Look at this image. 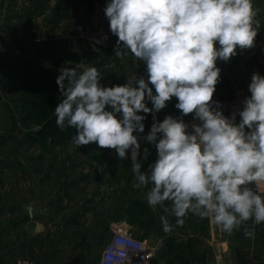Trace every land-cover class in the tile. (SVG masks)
<instances>
[{"label": "clouds", "instance_id": "1", "mask_svg": "<svg viewBox=\"0 0 264 264\" xmlns=\"http://www.w3.org/2000/svg\"><path fill=\"white\" fill-rule=\"evenodd\" d=\"M259 12L253 0H108L104 13L118 38L115 56L143 61L147 78L133 73L123 85L106 87L95 66L62 67L56 125L76 130L77 147L94 143L130 158L134 187L148 188L147 204L174 216L176 226L192 214L226 234L243 228L254 238L247 222L264 223V76L252 74L251 95L230 117L214 93L217 61L255 46ZM173 97L180 115L157 120ZM148 114L153 122L141 136ZM190 114L198 122H185ZM141 139L156 149L146 171L150 152ZM161 222L171 233L168 218Z\"/></svg>", "mask_w": 264, "mask_h": 264}, {"label": "rangeland", "instance_id": "2", "mask_svg": "<svg viewBox=\"0 0 264 264\" xmlns=\"http://www.w3.org/2000/svg\"><path fill=\"white\" fill-rule=\"evenodd\" d=\"M6 2L0 8V18L4 21L16 20L13 23L17 22V31L20 36L16 40L18 44L22 45L26 41V36L22 35L20 30L25 28L23 22L25 23V20L32 16L35 22V35L40 36V38L35 37V43H40L43 32H48L46 19L50 18L51 22L48 25L52 44L59 41L61 43L66 41V44L62 43L61 49H52L64 54L55 55V57L31 56L32 62L29 65L25 63L26 57L23 53L17 55L18 61L29 72L25 79L32 91L31 94L24 93L23 86L16 87L10 93L6 85L1 83L0 71V180L3 181V190H11V187L15 186L13 189L26 191V186L30 182L29 177L48 174L55 177L61 173L65 182L76 180L79 183L76 190L97 196L91 201L96 202L97 207L102 211L108 212L109 218L105 217L107 220H112L114 214L115 222L132 225V221H135L137 226H131L132 229L137 231L140 227L139 234H144L152 245H158L166 238L167 233L161 226L160 231L149 227L154 226L149 224V216L141 218L143 208L136 207L134 201L135 198L146 200L148 188L134 187L136 181L131 169L130 158L121 160L114 149H101L94 143L77 147L71 139L76 134L74 128L44 129L45 123L55 116L54 109L61 96V94L56 95L54 88L47 80H57L62 67H73L77 71H82L83 67L95 66L102 73L101 84L103 86L110 87L125 83L123 73L119 70L113 71L108 63L105 50L99 53L94 52L78 37L76 25L89 16L93 0H13L14 7L11 13L7 10L10 1L6 0ZM259 9L264 8L259 7ZM58 18H60L61 25L54 28L53 26L58 23ZM257 44L258 46L253 49V52L258 51L257 56H254V53L251 56L246 51L242 60L235 62L228 72V78L235 83L232 93L236 87H242L250 96L248 85L252 74L258 72L264 76V51L262 49L264 37L258 39ZM10 59L14 66L15 60ZM40 83L43 87H40ZM25 97L29 98V102L37 100V105L15 101L17 98ZM148 106L152 107L150 102ZM156 117L159 121L165 118L159 117L158 113ZM188 117L192 116H185L184 120ZM152 122L153 117L148 114L144 121L145 132L141 136L147 135ZM140 142L142 148L147 147L150 152L148 159L143 161L141 169L146 171L148 164L155 160L156 149L143 139ZM12 176L14 179L11 178ZM156 209L159 211L161 208ZM162 216H166L173 226L174 220L170 222V214ZM104 220L103 218L102 221ZM174 226H176L175 223ZM194 226L195 224L193 225L188 215L183 226L179 227L186 231ZM108 238L102 231L91 237L85 264H98L101 249ZM166 249L167 245H160L156 256L163 255ZM190 252L184 251V255H191Z\"/></svg>", "mask_w": 264, "mask_h": 264}, {"label": "crops", "instance_id": "3", "mask_svg": "<svg viewBox=\"0 0 264 264\" xmlns=\"http://www.w3.org/2000/svg\"><path fill=\"white\" fill-rule=\"evenodd\" d=\"M9 1L7 10L11 13L14 4L13 0ZM4 3H7L6 0H0V8ZM253 3L257 8H264V0H253ZM257 18L260 21V29L255 46L246 50L238 48L237 55L228 62L217 61L221 73L214 93L215 100L231 95L235 83L228 78V72L233 64L242 60L246 51L251 56L253 53L254 56L258 55V51L253 52V49L258 46L257 40L264 37V9H260ZM13 22L0 18V60L6 52L18 54L20 49H61L62 43L66 44V41L57 42V46L52 44L48 25L51 22L50 18L46 19L48 32H43L42 41L35 43L34 39L38 35L34 32L33 16L23 22L25 28H21L20 33L26 36V41L22 45L18 44L16 40L20 36L17 22ZM60 25L61 21L58 18V23L53 27L58 28ZM117 39L105 50L113 71H121L125 83L127 77L133 73L146 79V64L143 61H136L133 56L123 60L115 56ZM177 102L173 97L158 116L162 118L172 114L179 116L180 112L175 108ZM11 178L14 179V176ZM29 179L26 191L13 189L15 186L11 187V190H3V181L0 180V264H12L19 257H28L35 264H85L91 237L100 231L109 237L113 225L118 223L115 222V215H112V220H107L108 212L102 211L96 202L91 201L97 196L76 190L79 183L76 180L65 182L61 173L55 177L50 174L33 175ZM152 211L154 226L151 228L160 231L161 216L166 213H163L162 209L158 211L152 208ZM189 216L195 226L183 231V228L174 226L175 217L170 215V222L174 220L173 230L166 234V238L159 242L158 246H164L168 241L176 243L182 239L192 238L195 249L193 256L159 255L154 258L152 264H264V223L253 225L251 221L247 222L246 226L250 229L254 227L255 230L254 238H248L245 237L243 228L229 235L210 219H201L192 214ZM128 226L135 227L133 224Z\"/></svg>", "mask_w": 264, "mask_h": 264}, {"label": "built area", "instance_id": "4", "mask_svg": "<svg viewBox=\"0 0 264 264\" xmlns=\"http://www.w3.org/2000/svg\"><path fill=\"white\" fill-rule=\"evenodd\" d=\"M107 0H93L91 12L87 18H84L76 25L78 37L83 40L91 49L99 47L101 51L106 50L116 40L109 28L104 8ZM107 37V39H104ZM101 41L96 43V41ZM264 51V45L262 46ZM249 96L247 91L242 87H236L230 96L220 98L222 111L225 116H231L233 112L242 110V101ZM185 122H198L192 117L185 119ZM237 122L239 116L237 115ZM264 192V187L259 188ZM158 245L154 246L146 238L139 237L131 226L124 223H115L111 230V235L103 245L98 264H152ZM12 264H35L28 257H19Z\"/></svg>", "mask_w": 264, "mask_h": 264}, {"label": "trees", "instance_id": "5", "mask_svg": "<svg viewBox=\"0 0 264 264\" xmlns=\"http://www.w3.org/2000/svg\"><path fill=\"white\" fill-rule=\"evenodd\" d=\"M93 50V49H92ZM94 51V50H93ZM96 52V51H94ZM19 53H23V55L26 57V61L25 63L27 65L31 64V60L32 57L31 56H44V57H49V56H53L55 57V55L60 56L61 54H64L60 51L57 50H40V49H33V50H26V49H20ZM18 53V54H19ZM17 53H11V52H6V54L3 56L1 62H0V71H1V83L5 84L6 87L9 89L8 91L11 93L13 90L16 89V87L18 86H23L24 89V93L27 94H31V90L30 87L28 86V83H26V79L25 77L28 76L27 74L29 73L27 69L24 68L23 64H21V62L18 61L17 59ZM14 59V66H13V62H11V59ZM57 80H47V82H49V85H51L54 88V91L56 93V95H60V90L59 87L56 83ZM40 87H43L42 83H40ZM15 101L17 102H25L26 104H35L37 105L38 101L36 100H30L29 102V98L25 97V98H17ZM32 101V102H31ZM34 101V102H33ZM54 127H58L56 125L55 122V116L51 119H49L46 123H45V130H49L52 129ZM59 128V127H58ZM136 207L138 208H143V210H141V218H147V216H149V224L153 225V211L152 208L147 204V200H145L144 198L138 199L135 198L134 201ZM145 205V206H144ZM133 225H136L135 221H132ZM137 226V225H136ZM139 227V226H138ZM151 227V226H149ZM140 232V227L139 230L135 231V233L141 237V238H146L144 234H139ZM194 244V240L192 238H188V239H182L179 242L176 243H172L171 241H168L167 245V249L165 250L163 255H176L179 257H185L187 255H184V251H191L190 254L193 256V254L195 253V249L193 247ZM182 252V254H180ZM154 261V260H153Z\"/></svg>", "mask_w": 264, "mask_h": 264}, {"label": "water", "instance_id": "6", "mask_svg": "<svg viewBox=\"0 0 264 264\" xmlns=\"http://www.w3.org/2000/svg\"><path fill=\"white\" fill-rule=\"evenodd\" d=\"M94 51H96V52H100L101 49H100L99 47H96V48H94Z\"/></svg>", "mask_w": 264, "mask_h": 264}]
</instances>
